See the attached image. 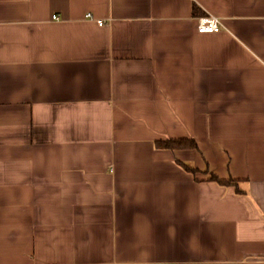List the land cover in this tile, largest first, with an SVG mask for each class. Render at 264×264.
Instances as JSON below:
<instances>
[{
    "label": "crops",
    "instance_id": "crops-1",
    "mask_svg": "<svg viewBox=\"0 0 264 264\" xmlns=\"http://www.w3.org/2000/svg\"><path fill=\"white\" fill-rule=\"evenodd\" d=\"M0 264H264V0H0Z\"/></svg>",
    "mask_w": 264,
    "mask_h": 264
},
{
    "label": "trees",
    "instance_id": "trees-1",
    "mask_svg": "<svg viewBox=\"0 0 264 264\" xmlns=\"http://www.w3.org/2000/svg\"><path fill=\"white\" fill-rule=\"evenodd\" d=\"M158 147L160 148H165V149H170V150H180V149H194L197 147V143L190 141L188 139H182V140H167L165 142H158ZM182 166L191 173H198L199 170L194 168L193 166L187 164V163H182ZM211 181L217 182L221 186H226V187H234L236 186L237 191L239 193H243L241 189H239V184L240 181L234 180V179H221L215 174L211 175Z\"/></svg>",
    "mask_w": 264,
    "mask_h": 264
},
{
    "label": "built area",
    "instance_id": "built-area-1",
    "mask_svg": "<svg viewBox=\"0 0 264 264\" xmlns=\"http://www.w3.org/2000/svg\"><path fill=\"white\" fill-rule=\"evenodd\" d=\"M55 19H59L58 16ZM197 30L201 34H212L225 32V27L216 17H207L198 19Z\"/></svg>",
    "mask_w": 264,
    "mask_h": 264
}]
</instances>
